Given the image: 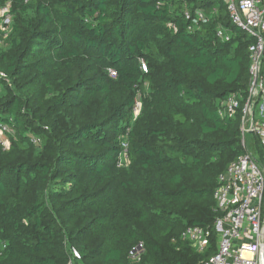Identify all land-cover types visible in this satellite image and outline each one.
<instances>
[{
	"label": "trees",
	"instance_id": "trees-1",
	"mask_svg": "<svg viewBox=\"0 0 264 264\" xmlns=\"http://www.w3.org/2000/svg\"><path fill=\"white\" fill-rule=\"evenodd\" d=\"M4 5L11 23L0 27V123L9 142L0 143V264H66L72 247L84 264L208 259L217 177L244 153L254 38L232 23L223 0ZM231 94L241 96L239 108L220 114ZM254 139L249 148L264 166V145ZM188 226L211 230L206 251L181 238ZM138 242L144 253L131 262Z\"/></svg>",
	"mask_w": 264,
	"mask_h": 264
},
{
	"label": "built area",
	"instance_id": "built-area-1",
	"mask_svg": "<svg viewBox=\"0 0 264 264\" xmlns=\"http://www.w3.org/2000/svg\"><path fill=\"white\" fill-rule=\"evenodd\" d=\"M223 2L232 23L251 35L254 42L249 46L248 88L241 107L240 145L244 153L230 162L217 177L213 191L215 209L219 212L213 222L216 246L214 253L201 264H264V167L249 148L251 134L264 145V0ZM0 16L6 18L5 23L9 20L8 5L0 7ZM185 17L191 18L188 11H185ZM195 18L198 21L205 19L201 11H196ZM192 28V25L188 26V29ZM216 35L225 40L229 38L224 28H218ZM109 72L115 74L112 70ZM240 98L231 94L220 100V114L232 115L240 106ZM140 106L139 100H135L132 107L134 117L138 115ZM7 130V126L0 123V143L5 148L9 145L5 137ZM31 141L35 144L40 142L35 137H31ZM180 236L202 253L209 245L211 230L188 226ZM143 253L144 245L138 242L128 251L127 257L136 262ZM66 264H84L76 248L70 249Z\"/></svg>",
	"mask_w": 264,
	"mask_h": 264
},
{
	"label": "rangeland",
	"instance_id": "rangeland-1",
	"mask_svg": "<svg viewBox=\"0 0 264 264\" xmlns=\"http://www.w3.org/2000/svg\"><path fill=\"white\" fill-rule=\"evenodd\" d=\"M5 21H6V18H3V17L0 16V27L5 23ZM9 22L11 23L10 18H9V20L6 23H9ZM10 23L8 25H10ZM8 30H9V27H8ZM0 46H3V43H0ZM135 100H139V102H140V99H139L138 95H137ZM134 119L135 118L133 116L132 120H134ZM254 138H255L254 135H252V134L249 135V146H251L252 151H254V149H255V141L256 140ZM6 140H7V138H6ZM122 142H125V140L123 139ZM124 152H125V149H124L123 153L120 155V159H121L120 163H123V164L126 163L125 161H127V158H124ZM263 206H264V203H263Z\"/></svg>",
	"mask_w": 264,
	"mask_h": 264
}]
</instances>
